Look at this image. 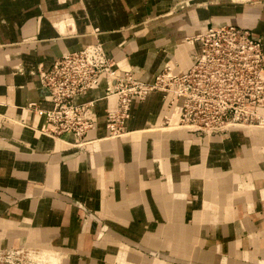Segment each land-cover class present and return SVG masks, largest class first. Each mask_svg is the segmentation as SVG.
<instances>
[{
  "label": "crops",
  "instance_id": "1",
  "mask_svg": "<svg viewBox=\"0 0 264 264\" xmlns=\"http://www.w3.org/2000/svg\"><path fill=\"white\" fill-rule=\"evenodd\" d=\"M229 23L264 41V0H0V250L36 249L41 264H264V128L200 135L172 125L177 111L161 127L154 90L109 137L103 75L78 98H97L83 149L43 134L28 107H51L38 70L63 53L100 41L118 74L149 81L165 62L191 65L187 38Z\"/></svg>",
  "mask_w": 264,
  "mask_h": 264
},
{
  "label": "built area",
  "instance_id": "2",
  "mask_svg": "<svg viewBox=\"0 0 264 264\" xmlns=\"http://www.w3.org/2000/svg\"><path fill=\"white\" fill-rule=\"evenodd\" d=\"M197 43L191 65L180 72L170 62L149 80L118 74V62L100 41L58 56L49 69L38 70L39 81L51 102L44 109L35 102L28 107L43 117L40 131L54 139L70 137L68 143L83 149L86 134L98 117L97 98L78 99L94 91L103 75L102 97H114L115 106L105 114L109 137L126 134V122L134 100L160 91L166 105L163 127L174 126L200 135L223 134L232 128H264V41L237 24L209 26L187 38ZM25 248L0 250V255L19 254Z\"/></svg>",
  "mask_w": 264,
  "mask_h": 264
},
{
  "label": "rangeland",
  "instance_id": "3",
  "mask_svg": "<svg viewBox=\"0 0 264 264\" xmlns=\"http://www.w3.org/2000/svg\"><path fill=\"white\" fill-rule=\"evenodd\" d=\"M161 127H163V124L161 125ZM35 251L38 250L29 248L27 251L25 250L13 256H9L7 255V253H3L2 255H0V264H41L39 259L32 256V254H40V252Z\"/></svg>",
  "mask_w": 264,
  "mask_h": 264
},
{
  "label": "bare ground",
  "instance_id": "4",
  "mask_svg": "<svg viewBox=\"0 0 264 264\" xmlns=\"http://www.w3.org/2000/svg\"><path fill=\"white\" fill-rule=\"evenodd\" d=\"M188 42V41H187ZM125 135V134H124ZM42 254H43V252H42ZM36 256V255H35ZM39 256V255H38ZM47 260V259H46ZM49 260V259H48ZM41 261V260H40ZM45 262V261H44ZM46 263V262H45ZM50 263V262H49ZM54 263V262H53ZM44 264V263H43ZM47 264V263H46Z\"/></svg>",
  "mask_w": 264,
  "mask_h": 264
}]
</instances>
